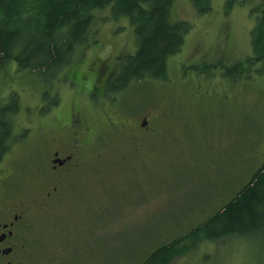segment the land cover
Returning a JSON list of instances; mask_svg holds the SVG:
<instances>
[{"label":"rangeland","instance_id":"obj_1","mask_svg":"<svg viewBox=\"0 0 264 264\" xmlns=\"http://www.w3.org/2000/svg\"><path fill=\"white\" fill-rule=\"evenodd\" d=\"M211 4L198 14L191 0H174L171 19L191 27L168 60L167 77L131 82L111 105L107 97H88L95 81L85 74L90 67L117 69L116 55L135 50L127 17H112L109 7L95 12L69 69L87 84H72L66 72L21 71L15 63L0 75L3 97L15 91L19 99L15 139L0 164L10 202L31 203L58 148L51 142L70 131L60 126L69 111L79 110L96 133V165L69 177L62 205L35 214L39 240L29 264H143L152 250L209 217L262 164L264 60L238 80L221 69L213 76L191 69L252 53L251 4L229 13L224 0ZM143 118L153 132L141 127ZM257 248L250 237L227 235L201 241L172 264H264Z\"/></svg>","mask_w":264,"mask_h":264},{"label":"trees","instance_id":"obj_2","mask_svg":"<svg viewBox=\"0 0 264 264\" xmlns=\"http://www.w3.org/2000/svg\"><path fill=\"white\" fill-rule=\"evenodd\" d=\"M191 1L198 14L212 9L211 0ZM173 2L0 0V75L15 63L21 71L54 76L66 72L72 84H87L82 74H72L69 69L77 57V48L86 41L95 12L109 7L112 17H127L134 34L135 50L130 54L116 55L115 60L121 61L117 69L112 66L100 70L90 67L85 74L95 81L86 90L88 97H94L95 101L107 97L111 105L117 93L125 90L131 82L167 77L168 60L182 49L185 34L191 27L185 20L171 19ZM246 2L251 4L250 13L255 18L250 31L251 55L230 64L201 62L191 66L193 71L213 76L215 70L221 69L222 75L233 80L251 77L253 65L264 60V0H224V9L229 13L236 4ZM18 110L19 99L15 91H11L7 100L0 93V164L14 142L12 116ZM70 113L76 120L70 122ZM67 114L66 122L64 120L60 125L71 126L80 134L87 133L96 140L95 131L79 110ZM155 118L156 115L153 120ZM227 235L250 237L258 247L257 252L264 257V160L209 217L190 228L184 236L152 250L143 264H172L176 257L184 255L201 241L217 240Z\"/></svg>","mask_w":264,"mask_h":264},{"label":"flooded vegetation","instance_id":"obj_3","mask_svg":"<svg viewBox=\"0 0 264 264\" xmlns=\"http://www.w3.org/2000/svg\"><path fill=\"white\" fill-rule=\"evenodd\" d=\"M73 119L76 120V117L70 113V122ZM147 123V119L143 118L140 125L153 132ZM60 126L70 127V131L66 136L63 131L64 136L51 142V146L58 148L50 152L49 172L42 178L34 195H31V203L10 202L6 198L8 193L1 183L8 175H2L0 170V264H29L30 254L36 249V241L39 240L35 214L62 205L72 184L68 181L69 177L78 171L84 173L97 163L95 139L87 133L80 134L71 126Z\"/></svg>","mask_w":264,"mask_h":264}]
</instances>
